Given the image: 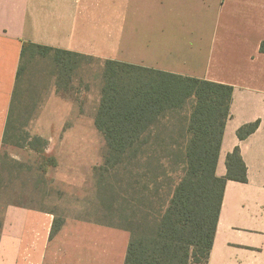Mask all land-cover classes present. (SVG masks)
<instances>
[{"label":"crops","instance_id":"obj_1","mask_svg":"<svg viewBox=\"0 0 264 264\" xmlns=\"http://www.w3.org/2000/svg\"><path fill=\"white\" fill-rule=\"evenodd\" d=\"M24 41L231 85L216 174H226L237 146L247 181H226L199 264H264V0H0V145ZM254 121L239 139L237 129ZM55 217L8 206L0 264H124L127 230L64 216L50 237Z\"/></svg>","mask_w":264,"mask_h":264},{"label":"trees","instance_id":"obj_2","mask_svg":"<svg viewBox=\"0 0 264 264\" xmlns=\"http://www.w3.org/2000/svg\"><path fill=\"white\" fill-rule=\"evenodd\" d=\"M260 50L264 51V42ZM35 57L48 58L57 78L66 77L82 60L101 64L94 125L107 146L102 169L105 173L113 170L114 175L108 185L101 181L99 186L111 190L109 210L120 220L109 225L129 232L124 264L206 263L225 183L247 181V168L237 146L226 156V174H216L233 87L116 60L100 62L90 55L24 41L0 147L12 142L10 131L17 124L23 126L21 114L13 117V104L27 61ZM61 82L58 79V86ZM258 124L254 121L239 127L238 138H246ZM158 125L162 130L154 131ZM12 143L41 152L39 169L43 173L56 165L43 154L46 141L40 136H17ZM4 162L0 161V167ZM62 221L54 218L50 237ZM1 227L0 222V233Z\"/></svg>","mask_w":264,"mask_h":264},{"label":"rangeland","instance_id":"obj_3","mask_svg":"<svg viewBox=\"0 0 264 264\" xmlns=\"http://www.w3.org/2000/svg\"><path fill=\"white\" fill-rule=\"evenodd\" d=\"M58 79H62L60 86ZM23 80L13 104V117L21 114L23 126L17 124L10 131V140L27 134L40 136L46 141L43 154L52 157L56 165L58 161L62 164L59 173L56 166L43 173L39 169L41 152L27 144L2 145L0 161L5 162L0 167V222L4 224L8 206L19 205L47 209L59 218L76 216L118 224L116 213L109 210L112 192L99 186L101 181L108 185L114 175L113 170L105 173L102 169L107 146L94 125L101 64L82 60L66 77L57 78L48 58H29ZM160 127L154 131L162 130ZM117 172L118 176L123 174L121 168ZM100 174H104L102 179Z\"/></svg>","mask_w":264,"mask_h":264}]
</instances>
